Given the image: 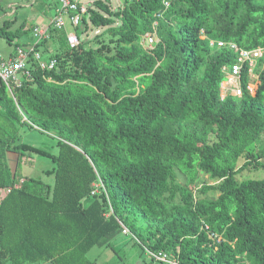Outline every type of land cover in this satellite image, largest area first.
Returning <instances> with one entry per match:
<instances>
[{
    "label": "trees",
    "instance_id": "obj_1",
    "mask_svg": "<svg viewBox=\"0 0 264 264\" xmlns=\"http://www.w3.org/2000/svg\"><path fill=\"white\" fill-rule=\"evenodd\" d=\"M106 1L94 0L97 10L73 29L88 20L107 27L113 50L71 48L55 29L25 45L16 39L31 27L1 22L12 58L34 45L56 65L41 70L29 53L11 94L0 81L9 127L0 125V264H92L87 252L121 234L116 218L142 246L182 264H264V178H237L264 170V56L240 62L241 52L264 48V0H124L115 10ZM146 33L156 38L151 50L139 44ZM240 64L242 95L221 100ZM18 106L58 139L45 171L52 184L19 170L25 152H48L21 142L14 170L6 161ZM200 175L219 182L195 190Z\"/></svg>",
    "mask_w": 264,
    "mask_h": 264
},
{
    "label": "rangeland",
    "instance_id": "obj_2",
    "mask_svg": "<svg viewBox=\"0 0 264 264\" xmlns=\"http://www.w3.org/2000/svg\"><path fill=\"white\" fill-rule=\"evenodd\" d=\"M82 2V5L85 7L84 13H87V9H95L96 6L93 4L94 0H78ZM103 2L108 3L106 0H102ZM124 0H109V7L111 10H115L118 7L123 5ZM57 0H0V25L3 19H13L14 17H7V13L12 14V10L17 12L18 15L22 16L23 19H26V25L29 26L30 23L35 20L36 16H42L37 14H32L33 11H37V13H46L45 22H40L41 25L46 24L51 20L55 13V8L53 5L56 4ZM12 5H11V4ZM9 4V5H8ZM8 5V6H7ZM25 12V13H22ZM43 12V13H42ZM26 14H31L30 16H26ZM22 19V20H23ZM20 20H17L14 25L17 27L20 23ZM13 25V26H14ZM26 26V27H27ZM69 26L67 25L66 29L69 30ZM15 28V27H14ZM107 27H98L91 28V23L89 20L87 21L85 26L80 27V33L78 34L79 42L84 43L85 48L95 49L98 46L105 44L108 45L111 50L114 49L115 42L108 35L106 31ZM17 42L23 43L27 45L31 43L33 40L30 35V30L26 31L22 36L16 39ZM142 43V42H140ZM14 43H7L6 39L0 37V63L4 62L7 53L10 48H13ZM44 57L49 58L56 52V45L50 46L48 49L44 48ZM42 59V56L40 55ZM43 60V59H42ZM226 88L225 86L222 89ZM18 112L21 117V121L18 123L17 129V137L13 139L11 142V147L13 150L17 148V145L20 143H26L30 146L36 147L43 151L48 152L50 155H40L35 153H27L25 152L20 159V174L26 177H35L40 179L42 182L47 184L53 183V175L50 173H45L46 170H51L54 166V161L52 155L57 152V142L58 139L47 132L40 131L35 125L29 123L27 115L24 113L21 107H17ZM23 122V123H22ZM0 125L7 126V122L5 118L0 117ZM9 127H6L8 129ZM17 149L13 152L7 151L6 161L10 168L14 170L16 164V157L18 154ZM241 164V162L239 161ZM238 163V164H239ZM178 181L185 184L186 176L178 173ZM238 180L244 179H259L264 178V170L261 168L253 169L248 168L243 170L238 175ZM219 181H214L212 179L207 178L204 175H200V181H198L196 185V189H199L201 183H206L208 185L216 184ZM196 192V191H195ZM196 194V193H195ZM4 194L0 195V198ZM218 195V192L211 191L207 194L209 198H215ZM90 198L83 199L81 201L82 205H86L90 202ZM86 258L91 261L92 264H151L150 257L145 253L142 245L131 235H122L118 234L114 238H112L106 244H98L93 246L86 254ZM51 264V263H45Z\"/></svg>",
    "mask_w": 264,
    "mask_h": 264
},
{
    "label": "built area",
    "instance_id": "obj_3",
    "mask_svg": "<svg viewBox=\"0 0 264 264\" xmlns=\"http://www.w3.org/2000/svg\"><path fill=\"white\" fill-rule=\"evenodd\" d=\"M167 7V4H165ZM85 7L82 5V2L78 0H57V6L55 8V13L51 18L50 22L44 25H35L32 30V37L34 44H39L42 40H48L50 38V32L55 30H64L66 32V41L68 45L73 48L79 44L78 34L73 28L77 27L81 23V17L83 16ZM70 27L69 30H66V27ZM156 38L146 33L142 37V45L145 49L151 50L154 47ZM210 45L213 44V41L209 42ZM217 46H223V42H217ZM34 45L29 46L28 51L25 52L21 48H16V56L11 57L6 56L4 62L0 63V81L4 83L8 91L11 94L13 87H18L21 83V74L27 71L23 70L25 58L29 53L33 54V60L37 62L41 70H51L56 65L54 59L49 60L47 63L42 61L40 54L34 52ZM240 62L248 61L250 67L253 66L254 62L259 58L264 56V48H258L250 52H241ZM2 57L0 56V59ZM241 64L235 65L232 67L231 74L228 79L223 82L220 86V99H224L229 93L233 96L240 97L242 95V90L240 82L238 79V73L240 72ZM251 74V70L248 71ZM225 86L226 88L222 89ZM254 88L253 83H249L247 86L248 91L252 92ZM99 187H102V184H95V187L91 189L89 196H95L98 192ZM112 214V209L110 208L109 212L105 214V217H108ZM117 222L121 227V234L131 235L129 230L124 226L121 220L116 218ZM145 253L150 257L151 264H182L176 255L172 253H166L164 251L153 252L150 249L143 246Z\"/></svg>",
    "mask_w": 264,
    "mask_h": 264
},
{
    "label": "crops",
    "instance_id": "obj_4",
    "mask_svg": "<svg viewBox=\"0 0 264 264\" xmlns=\"http://www.w3.org/2000/svg\"><path fill=\"white\" fill-rule=\"evenodd\" d=\"M10 4H11V3H10ZM8 5H9V4H8ZM8 5H7V6H8ZM11 5H12V4H11ZM53 6L55 7V4H54ZM12 12H13L12 14H9L10 12H8V13L6 14L7 17H14L15 22H16V18H17V20L21 19V20H20V23H19L18 26H20V25L24 22V25H25V28H26V29H27V28H30V27H31V29H32L35 25H41L42 23L40 24V22H45L44 20H45V18H46V16H45L46 13H43V12H42L43 14H41V13H39V12L37 13V11H33L32 14H37V15H42V16H36V17H35V20L33 21V23L31 22L30 25L27 26V25H26V19L24 20L23 17H22L21 15H20V16L18 15L17 12L15 13V11H13V10H12ZM22 13H25V12H22ZM26 16H30L29 18H31L32 15H31V14H26ZM22 19H23V20H22ZM15 22H14V23H15ZM49 22H50V21H49ZM47 23H48V22H47ZM47 23H46V24H47ZM43 25H44V24H43ZM26 26H27V27H26ZM14 27H16V26L14 25ZM30 35H31V38H32V40H33L31 30H30ZM33 41H34V40H33ZM11 50H12V48H10L9 52L7 53V56L11 55V53H10ZM42 61H44V60H42ZM44 62L47 63L46 61H44ZM49 71H50V70H49ZM9 93H10V92H9ZM44 264H45V263H44Z\"/></svg>",
    "mask_w": 264,
    "mask_h": 264
},
{
    "label": "clouds",
    "instance_id": "obj_5",
    "mask_svg": "<svg viewBox=\"0 0 264 264\" xmlns=\"http://www.w3.org/2000/svg\"><path fill=\"white\" fill-rule=\"evenodd\" d=\"M56 6H57V2H56V4H55V7H56ZM67 25H68V24H67ZM69 28H70V27H69ZM66 30H67V29H66ZM143 36H144V35H143ZM143 36H141L140 39H139V44L142 46V48H144V47H143V45H142L140 42H142V37H143ZM207 41L210 42V41H213V40H207ZM144 49H145V48H144ZM145 50H147V49H145ZM253 89H254V88H253ZM252 92H253V90H252ZM252 92H251V93H252ZM132 237H133V236H132ZM142 247H143V246H142Z\"/></svg>",
    "mask_w": 264,
    "mask_h": 264
}]
</instances>
